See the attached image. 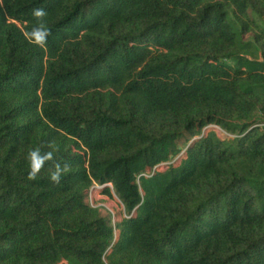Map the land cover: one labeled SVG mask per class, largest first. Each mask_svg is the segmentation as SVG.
I'll use <instances>...</instances> for the list:
<instances>
[{
  "label": "trees",
  "instance_id": "1",
  "mask_svg": "<svg viewBox=\"0 0 264 264\" xmlns=\"http://www.w3.org/2000/svg\"><path fill=\"white\" fill-rule=\"evenodd\" d=\"M0 264H264V0H2Z\"/></svg>",
  "mask_w": 264,
  "mask_h": 264
},
{
  "label": "clouds",
  "instance_id": "2",
  "mask_svg": "<svg viewBox=\"0 0 264 264\" xmlns=\"http://www.w3.org/2000/svg\"><path fill=\"white\" fill-rule=\"evenodd\" d=\"M0 2H2V0H0ZM32 15L38 21L37 26L33 27L30 31H24L22 34L30 44L44 48L47 43V38L51 35L50 29L44 22V17L47 13L44 9L40 8L33 9ZM48 147L53 148L51 144ZM54 150L55 149L42 153L39 148H36L28 152L26 157L29 167L28 179H35L44 167L45 163L54 159ZM68 170L67 164L62 167L59 163H56L49 172V178L51 181L58 183L61 175Z\"/></svg>",
  "mask_w": 264,
  "mask_h": 264
},
{
  "label": "built area",
  "instance_id": "3",
  "mask_svg": "<svg viewBox=\"0 0 264 264\" xmlns=\"http://www.w3.org/2000/svg\"><path fill=\"white\" fill-rule=\"evenodd\" d=\"M208 132H214L216 134V136L223 140V139H228V138H232L231 136H229L227 133H225L223 130H221L218 126L216 125H208L206 126L205 128H203L202 130V135H206ZM164 165V166H163ZM168 164H160L156 167H154L153 169L151 170H147L145 173H143L141 176L143 177H149L151 175L154 174V172H160L161 170V167L163 168H167ZM105 188H108L110 190V195H106L103 193V190ZM106 196L107 198H103V196ZM111 196H114V199L116 201L117 204H119V206L122 208V211H123V214H124V217L122 219H128L129 216L124 212V208H123V205L122 203L119 201V199L115 196L113 190H112V187L110 184H105V185H99V184H95L93 183V185L89 188V190L87 191L86 193V199H85V202L91 207V208H95V209H98L99 207L103 206V205H98V202L101 200V199H108V197H111ZM102 197V198H101ZM93 202L97 203V205H93ZM105 209H106V213L108 215V218L111 222V226L113 228V232H114V241H116L117 237H118V231L116 229V225L121 222V220L117 223H115L114 221H111L112 220H115V212L113 209L105 206ZM99 210V209H98ZM111 217V218H110Z\"/></svg>",
  "mask_w": 264,
  "mask_h": 264
},
{
  "label": "rangeland",
  "instance_id": "4",
  "mask_svg": "<svg viewBox=\"0 0 264 264\" xmlns=\"http://www.w3.org/2000/svg\"><path fill=\"white\" fill-rule=\"evenodd\" d=\"M262 26V24H261ZM245 40H251V37L250 35H247L245 37ZM197 138H195L194 140H196ZM183 154H184V151L181 153V155L179 157H177L176 159L172 160L171 161V164L174 165V166H177L180 162V160L183 158ZM164 166V165H163ZM166 168H162L161 167V170L160 171H164ZM103 196V195H102ZM102 198V197H101ZM103 198H107L106 196H103ZM103 205L101 207H99V212L101 214V216L103 217H108L107 213H106V209H105V206L111 208L114 210L115 212V220H112L111 221H114L115 223L119 222L123 217H124V214H123V211H122V208L119 206V204L116 203L115 199H114V196H111V197H108V199H101L99 202H98V205ZM93 205H97V203L93 202ZM111 218V217H110Z\"/></svg>",
  "mask_w": 264,
  "mask_h": 264
}]
</instances>
